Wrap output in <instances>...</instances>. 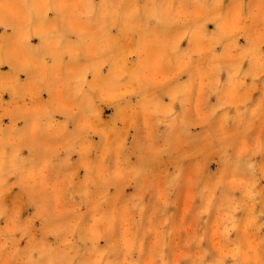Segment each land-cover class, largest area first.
Listing matches in <instances>:
<instances>
[{
	"label": "rangeland",
	"instance_id": "rangeland-1",
	"mask_svg": "<svg viewBox=\"0 0 264 264\" xmlns=\"http://www.w3.org/2000/svg\"><path fill=\"white\" fill-rule=\"evenodd\" d=\"M0 264H264V0H0Z\"/></svg>",
	"mask_w": 264,
	"mask_h": 264
}]
</instances>
